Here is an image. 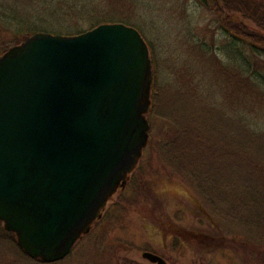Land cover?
Returning a JSON list of instances; mask_svg holds the SVG:
<instances>
[{"label":"water","instance_id":"obj_1","mask_svg":"<svg viewBox=\"0 0 264 264\" xmlns=\"http://www.w3.org/2000/svg\"><path fill=\"white\" fill-rule=\"evenodd\" d=\"M152 82L148 43L120 22L39 31L0 56V222L29 257L64 259L126 186L149 142Z\"/></svg>","mask_w":264,"mask_h":264},{"label":"rangeland","instance_id":"obj_2","mask_svg":"<svg viewBox=\"0 0 264 264\" xmlns=\"http://www.w3.org/2000/svg\"><path fill=\"white\" fill-rule=\"evenodd\" d=\"M224 18L199 0H0V56L39 31L58 34L87 31L110 19L128 22L149 44L159 90L157 110L169 113L175 102L171 89L190 79L191 71L221 68L227 84L224 99L240 83V78L232 82V71L241 63ZM204 48L208 55L216 53L213 60L204 59ZM152 94L153 88L151 99ZM148 120L149 135H156L162 118L148 114ZM209 212L204 199L170 175L158 154L146 148L126 186L117 190L66 258L44 263L29 257L1 222L0 264H155L143 257L144 251L171 264H264V246L247 244L251 237L241 224L221 216L212 222Z\"/></svg>","mask_w":264,"mask_h":264},{"label":"trees","instance_id":"obj_3","mask_svg":"<svg viewBox=\"0 0 264 264\" xmlns=\"http://www.w3.org/2000/svg\"><path fill=\"white\" fill-rule=\"evenodd\" d=\"M199 2L212 5L216 14L225 16L229 30L223 29L231 34V46L241 63L232 71V82L240 78V83L232 92L228 90L224 99L221 92L227 84L221 68L191 71L190 79L171 89L175 91L172 111L160 113L159 90L153 81L149 114L151 119L162 118L163 125L156 135L149 136L146 148L158 154L170 175L186 182L204 199L212 222L216 216L235 221L251 237L245 240L247 244L264 246V0ZM106 22L121 21L105 20L92 28ZM75 32L58 34L84 31ZM212 54L204 48L206 61L215 58L216 53Z\"/></svg>","mask_w":264,"mask_h":264},{"label":"flooded vegetation","instance_id":"obj_4","mask_svg":"<svg viewBox=\"0 0 264 264\" xmlns=\"http://www.w3.org/2000/svg\"><path fill=\"white\" fill-rule=\"evenodd\" d=\"M153 252V251H152ZM155 253V252H154ZM164 258V257H163ZM168 261V260H167ZM169 262V261H168ZM153 263V262H152ZM156 264V263H155ZM171 264V263H170Z\"/></svg>","mask_w":264,"mask_h":264}]
</instances>
